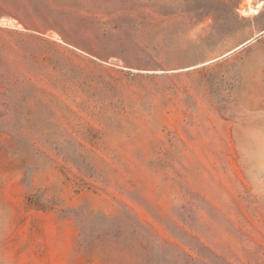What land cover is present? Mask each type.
Here are the masks:
<instances>
[{"label":"rangeland","instance_id":"rangeland-1","mask_svg":"<svg viewBox=\"0 0 264 264\" xmlns=\"http://www.w3.org/2000/svg\"><path fill=\"white\" fill-rule=\"evenodd\" d=\"M0 264H264V0H0Z\"/></svg>","mask_w":264,"mask_h":264},{"label":"bare ground","instance_id":"bare-ground-1","mask_svg":"<svg viewBox=\"0 0 264 264\" xmlns=\"http://www.w3.org/2000/svg\"><path fill=\"white\" fill-rule=\"evenodd\" d=\"M261 5H263V2H260L259 3V6H261ZM253 10V9H252ZM254 11V10H253ZM246 44H248V42H246V43H243L242 45H240L238 48H241V47H243L244 45H246Z\"/></svg>","mask_w":264,"mask_h":264}]
</instances>
